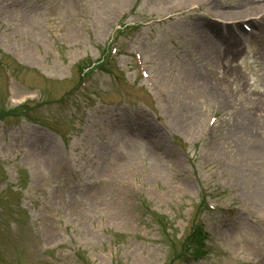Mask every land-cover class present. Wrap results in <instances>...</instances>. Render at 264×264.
I'll return each instance as SVG.
<instances>
[{
	"label": "rangeland",
	"instance_id": "1",
	"mask_svg": "<svg viewBox=\"0 0 264 264\" xmlns=\"http://www.w3.org/2000/svg\"><path fill=\"white\" fill-rule=\"evenodd\" d=\"M171 262L264 264V0H0V264Z\"/></svg>",
	"mask_w": 264,
	"mask_h": 264
},
{
	"label": "trees",
	"instance_id": "2",
	"mask_svg": "<svg viewBox=\"0 0 264 264\" xmlns=\"http://www.w3.org/2000/svg\"><path fill=\"white\" fill-rule=\"evenodd\" d=\"M201 236H202V232L200 230H198L192 238L188 239V241H187L188 245H189L188 249L190 251L194 252L196 249H198L197 246L199 245L200 241L202 240ZM194 245H196V246H194Z\"/></svg>",
	"mask_w": 264,
	"mask_h": 264
}]
</instances>
